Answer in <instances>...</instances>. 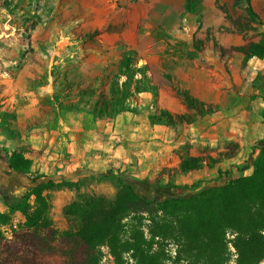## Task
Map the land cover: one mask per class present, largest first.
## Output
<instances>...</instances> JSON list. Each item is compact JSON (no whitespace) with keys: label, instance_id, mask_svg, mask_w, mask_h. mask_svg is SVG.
Returning a JSON list of instances; mask_svg holds the SVG:
<instances>
[{"label":"rangeland","instance_id":"rangeland-1","mask_svg":"<svg viewBox=\"0 0 264 264\" xmlns=\"http://www.w3.org/2000/svg\"><path fill=\"white\" fill-rule=\"evenodd\" d=\"M166 1L0 0V113L15 114V119L8 121L12 131L9 137L0 136V150L7 152L8 156L21 153L24 158L31 160L29 173L22 174L28 178L30 185V179L35 177L56 181L64 178L74 185L72 188L44 192L50 204V225L46 229L27 230L22 226L25 222L22 213H9L8 208L0 212L10 216V221L0 226V264H83L89 252L66 235L75 231L79 223L65 217L63 211L67 205L84 196L114 198L120 184L116 180L100 179L99 174L111 172L125 183L132 184L140 196L164 200L172 196L191 195L197 189H156L149 188L147 184H165L171 179L175 185L190 186L201 181L202 186H209L251 173L249 166L257 152L255 148L262 139L251 135L250 131L248 133L249 127L244 133L239 130L244 129L242 125L245 121L250 122L252 116L258 114L263 105L264 89L253 87L247 75L234 86L233 96L215 103L222 104L224 110L193 123L187 120L179 122L176 115L188 114L176 93L183 90L179 89L178 84H172L170 77L161 74L158 66L153 64L150 67L148 63L155 56H179L191 60L198 52L206 54L211 51L218 53L221 60L227 63V73L230 72L227 68L236 72L244 70L246 64H242L241 46L222 49L219 45L220 37L234 39L243 35L246 44L257 41L260 34L264 33V0H249L260 22H247L244 19L243 4L240 8H234L231 0H219L218 5L224 11L221 10L215 24L206 28L211 32L206 38L197 35L205 31V28L197 26L196 18L197 31L192 37L189 31L191 25L183 20V16L171 30L161 27V23L170 22V16L162 11ZM198 1L200 6L197 10L201 13L202 24L204 0ZM147 10L149 14H146ZM210 40L213 41L212 46H209ZM195 41H199L196 47L193 46ZM127 51H133L134 63L138 67H148L147 76L156 88L167 82L174 86L175 95L185 108L184 112L177 114L167 110L174 116L172 123L152 125L149 117L157 116L161 110L155 96L156 89V92L140 93L129 99V107L135 112L131 114L138 117L135 125L138 130L132 132L134 137L117 141L115 137L124 134L116 133L109 139V131L115 130L118 117L114 123L100 120L95 130L87 132H82L79 123L72 118L64 126V131L69 134L68 140H56L57 134L47 132L42 120V111L49 108L42 101L52 92L53 79L50 72L53 65L60 67L59 71L68 67L69 80L78 83L80 88L95 87L97 77L105 75L107 78L99 87L107 93L109 82L117 74L123 53ZM238 59L241 60L240 65ZM164 65L171 66L170 63ZM204 65L210 66L199 63V66ZM43 74L48 76V85L31 87L30 82ZM119 80L121 82L123 78ZM251 91L255 94L252 95ZM238 107L240 111L231 113ZM206 121L208 124L204 123ZM102 127L108 129V133L99 131ZM123 141L127 150L116 152L117 146ZM174 154L179 157L175 168L168 166L171 163L169 157ZM185 157L210 160V165L200 171L176 174L175 169L181 158ZM243 167L247 169L240 172L239 169ZM218 168L225 174L216 181V175L213 176L210 170ZM233 169L236 171L233 172ZM5 196L0 197V203L6 205V201L11 198ZM33 199L30 198L31 205H34ZM146 219V213L127 217L123 221L124 238L128 237L131 226L140 221L145 238L148 239L149 221ZM230 238L228 233L227 239ZM160 243L165 253L164 264H185L175 262L179 248L176 240H163ZM101 246L95 251L96 255L99 254L97 264H110L107 261L101 263ZM227 252V264H235V251L230 244ZM121 264H134V260L127 253L123 255Z\"/></svg>","mask_w":264,"mask_h":264},{"label":"trees","instance_id":"trees-1","mask_svg":"<svg viewBox=\"0 0 264 264\" xmlns=\"http://www.w3.org/2000/svg\"><path fill=\"white\" fill-rule=\"evenodd\" d=\"M215 1L218 9L224 11L223 7L218 5L219 0ZM231 1L234 8L244 5V19L247 22H260L249 0ZM198 6V0H185L182 16L194 15L197 26H200L201 13L197 10ZM197 42L199 41L194 42V47ZM239 50L243 53L244 65L254 57L264 59V33L260 34L257 41L248 42L239 47ZM58 68L60 67L54 64L50 72L53 79L52 92L42 101L49 105L47 110L42 111V120L46 131L57 134L56 140L59 142L68 140L69 134L64 131V126H67L72 118L79 123L82 132L95 130L100 120L114 123L123 113H135L128 103L132 96L156 92L157 89L147 76L148 67H138L134 63L133 51L123 53L119 70L110 80L107 93L99 87L107 78L105 75L97 77L95 87L80 88L78 83L69 80L68 67L62 71ZM121 77L123 81L120 82ZM30 84L33 88L44 87L48 85V76L43 74ZM252 86L264 89V80L255 77ZM176 93L188 111L187 115L175 116L179 122L187 120L188 123H193L224 110L222 104H206L193 98L187 91ZM262 102L263 107L259 115L264 121V97ZM14 119L15 114L0 113V136L9 137L12 131L8 121ZM173 119L174 116L165 109H161L157 116L149 117L152 125L170 124ZM255 149L257 152L249 166L251 173L243 177L228 178L223 184L202 186L201 181H196L190 186L175 185L171 179L165 184H147L149 188L156 189H197L191 195L172 196L164 200L140 196L132 184L125 183L116 174H99L100 179L118 181L119 191L113 199L84 196L67 205L63 211L65 217L77 221L79 225L75 231L66 235L89 252L86 253L83 264H97L99 254L96 255L95 251L102 244L108 246L118 264L123 263V255L127 253L133 258L134 264H164L165 253L160 243L163 240H176L179 243L176 263L227 264V250L230 244L235 251V264H264V139L259 141ZM5 154L11 171L17 174L29 173L31 160L24 158L21 153H12L9 156L7 152ZM209 165L210 160L185 157L181 158L174 172L184 175L200 171ZM246 169L247 167H243L239 171ZM216 174L217 181L225 173L217 169ZM90 175L96 176L92 173ZM30 182L31 187L23 197L6 201L8 212L22 213L25 217L22 226L27 230L46 229L50 225V204L44 192L72 188L74 185L64 178L56 181L35 177L30 179ZM32 197L34 205L30 204ZM138 213L148 215L146 220L149 221V238H145L140 221L131 226L128 237L124 238L123 221L131 214ZM9 221L8 214L0 213V226ZM228 233L231 235L230 239H227Z\"/></svg>","mask_w":264,"mask_h":264},{"label":"crops","instance_id":"crops-1","mask_svg":"<svg viewBox=\"0 0 264 264\" xmlns=\"http://www.w3.org/2000/svg\"><path fill=\"white\" fill-rule=\"evenodd\" d=\"M184 2L185 0L166 1V3L164 4L165 6L162 8V11L165 15L170 16V22H167L165 24L161 23V27H163L165 30H171L172 28H174V24L179 21L184 12ZM149 13L150 11L147 10L146 14ZM257 13L262 16L259 12ZM220 14L221 10L216 6L215 0H204L202 24L200 25V28H205V31H200L197 33V35L206 38L205 36H207L208 33H211L206 28H208V26L210 25L215 24L219 19ZM187 16L189 15H184L183 20H186L188 24L190 23L191 28H189V31H191L190 33L192 37V35L197 31V26L195 24L196 17L194 15H191L190 18H188ZM212 43L213 41L210 40L209 46H212ZM245 44L246 40H244L243 35H239L234 39L221 36L219 41V45L222 49H229L230 46H243ZM196 54L197 55L194 56L192 55L193 57L191 60L179 56H167L165 58L155 56L153 57L152 61L148 63V65L150 67L153 64L156 65V67L158 66L161 74L170 77L172 84H178L179 89L187 90L191 95L207 104L219 103L224 101L227 96H233L234 86L238 85L240 79L247 77V75L249 78V82L251 83L255 77H259L260 79L264 80V59L260 60L255 57L251 58L247 61L245 66L246 68L244 70L239 69V72H236L235 70L232 71L230 68H227L228 71H230L229 73H227V71L225 70V66L227 63L221 60L218 53L209 51L206 52V54H201L200 52ZM237 62L240 65L241 60L238 59ZM163 63H170L171 66H163ZM199 63H207L210 66H199ZM173 87L174 86H172L169 82L163 84V86L157 87L158 108L166 109L169 112H175L177 114H182L185 108L180 100L176 97ZM251 94L253 95L255 94V92L251 91ZM240 110L241 109H239L238 107L234 109V111H231V113H237ZM260 110L258 111V114L256 116H252V120L250 122H244V125H242L244 126V129L239 130L240 133H244L249 127L248 133L250 131L251 135L260 139H264V121L259 115ZM215 118H217V116ZM137 122V115L133 116V114L131 113H124L123 115L118 116L115 123V130L109 131V139H111L114 136L113 134L116 133L124 134L122 135V137H115L117 141L127 139V137L129 136L131 138L134 137V133L132 132H136L138 130L137 128H135L137 127L135 126ZM213 122L214 121H212V123ZM204 123L208 124V121ZM219 128L220 127H218V130ZM234 130L238 131V129ZM99 131L108 133V129H103V127L102 129L99 128ZM118 150L119 152H124L125 150H127L124 141L121 145L117 146L116 152ZM169 158L171 159V163H168V166L175 168L179 162V157L174 154ZM169 158L166 159L169 160ZM216 170H210L211 174H214L213 176L217 175ZM220 170L222 169L220 168ZM235 171L236 169H233V172ZM19 176L22 178L21 180L24 182V184L21 185L17 179H14L9 190L10 195L14 196L15 198L23 197L31 187V185L28 184V178L24 177L22 174H20ZM12 199L13 198H11V200ZM5 208H7L6 205L4 203H0V212H3V209Z\"/></svg>","mask_w":264,"mask_h":264},{"label":"flooded vegetation","instance_id":"flooded-vegetation-1","mask_svg":"<svg viewBox=\"0 0 264 264\" xmlns=\"http://www.w3.org/2000/svg\"><path fill=\"white\" fill-rule=\"evenodd\" d=\"M19 175L20 174L14 173L13 171L10 170L7 163V156L3 151L0 150V196L1 197L8 195L7 196L8 198L9 197L13 199L15 198L14 196L10 195L9 190H10V186L12 185V181L14 179H17L20 183H24Z\"/></svg>","mask_w":264,"mask_h":264},{"label":"built area","instance_id":"built-area-1","mask_svg":"<svg viewBox=\"0 0 264 264\" xmlns=\"http://www.w3.org/2000/svg\"><path fill=\"white\" fill-rule=\"evenodd\" d=\"M101 253H102V259H101V263H103L104 261H107L110 264H116L114 262V257L113 255L110 253V250L108 248L107 245H102L100 247Z\"/></svg>","mask_w":264,"mask_h":264}]
</instances>
